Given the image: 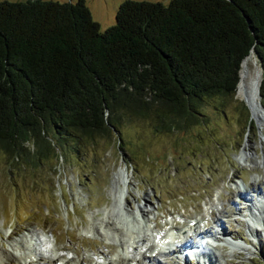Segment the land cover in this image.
Returning <instances> with one entry per match:
<instances>
[{
    "label": "trees",
    "instance_id": "trees-1",
    "mask_svg": "<svg viewBox=\"0 0 264 264\" xmlns=\"http://www.w3.org/2000/svg\"><path fill=\"white\" fill-rule=\"evenodd\" d=\"M251 49L264 104V0H124L104 32L85 0H2L0 149L35 170L133 118L184 130L204 102L237 93Z\"/></svg>",
    "mask_w": 264,
    "mask_h": 264
},
{
    "label": "rangeland",
    "instance_id": "rangeland-1",
    "mask_svg": "<svg viewBox=\"0 0 264 264\" xmlns=\"http://www.w3.org/2000/svg\"><path fill=\"white\" fill-rule=\"evenodd\" d=\"M85 1L104 32L116 24L124 0ZM141 1L167 4L171 0ZM255 58L260 67L257 55ZM249 110L233 93L207 100L198 108L195 125L173 133H158L149 119L133 118L124 122L122 132L94 140L83 154L52 157L35 170L13 168L9 156L0 149V255L6 250L16 252L33 237V244L50 241L61 251H56L57 256L73 253L78 260L85 257L86 264L118 258L122 252L119 239L108 233L106 222L116 191L125 188L119 177L125 172L130 193H125L122 201L129 216L126 214L120 225L126 231L142 229L158 237L175 229L181 231L175 234L178 242L188 239L184 248L199 244L197 236L191 241L186 237L191 221L204 219L200 227L209 229L202 237L208 240L207 251L213 252L212 264H264V203L260 207L262 220L253 224L258 229L255 234L245 222L247 201L237 195L239 187L248 188L249 202L259 203L253 195V181L259 184V192H264V125L260 127L251 118L253 124L247 126ZM247 146H251L250 151L241 157ZM144 197L153 204L149 219L137 212ZM133 210L135 215L130 213ZM224 210L229 212L220 214ZM217 216L222 221L220 228L214 224ZM222 228L240 247L215 241L209 234ZM177 255L168 263L198 264L186 255L184 260ZM5 259L0 256V264H20ZM199 264H207L206 258Z\"/></svg>",
    "mask_w": 264,
    "mask_h": 264
},
{
    "label": "bare ground",
    "instance_id": "bare-ground-1",
    "mask_svg": "<svg viewBox=\"0 0 264 264\" xmlns=\"http://www.w3.org/2000/svg\"><path fill=\"white\" fill-rule=\"evenodd\" d=\"M256 54L254 51H251V54L249 56H246V58L243 60L242 63V69L240 71V76H241V82L237 86V93H236V98L239 100H242L246 105L249 107V111L251 113V118L255 120L256 122L259 123V126L264 125V108L261 106L260 101H259V84H261V74H260V67L256 61L255 58ZM252 67L254 70H252ZM252 70V71H251ZM247 147L249 150H247ZM244 151L241 153V157H246V151H250L251 146H247ZM250 158V156H248ZM247 158V160H250L253 162V158ZM252 159V160H251ZM119 177L122 178V181L124 182V187L123 189L118 188L116 191V200L114 204L111 206L109 210V216H108V221L106 222V228L110 235L115 236V234L118 237L119 241V247L121 249V254L118 258L116 259H108L103 261L100 264H169L168 263V258H172L175 256V253L179 250L181 251L182 246L188 244V239L185 240V242H178L179 236H176L172 239L170 236V241L169 243L165 244L162 239L164 236L157 235L154 236L152 233L151 235L143 233V230H139L137 233L136 232H128L120 225V223L125 222L126 217L125 215L129 214L128 212L126 213L125 204L123 200V195L125 193H130L129 192V176L125 174V172L120 173ZM253 187L256 188L257 190L252 189V191H256L258 193L261 201L264 199V192H259V184L255 181H253ZM242 188V187H241ZM239 187V190L237 192V195L242 198V200L247 201L245 202L248 205V210H250V216L251 219H255V222L258 220H262L261 218V212H260V207L263 205L261 202L259 203H251L249 202V199H247V194L250 192L248 188L246 190H242ZM245 191V192H244ZM147 197V196H146ZM142 198L144 204L143 205H138L137 206V212L140 214L141 217L144 219H149L150 215L152 214L151 209L153 208V204L151 201H149L148 198ZM251 200V199H250ZM127 206L129 204L126 201ZM258 205V206H257ZM257 206V207H256ZM254 207V208H253ZM259 208V209H258ZM153 210V209H152ZM133 210L132 215H135L136 211ZM229 211H220V214ZM214 213V212H213ZM230 214V213H229ZM228 214V215H229ZM213 215V214H212ZM115 216V217H114ZM129 216V215H128ZM131 216V215H130ZM219 216V215H218ZM218 216L214 219V224L220 228L222 226V221ZM116 218V219H114ZM120 219L121 222L118 221ZM216 219V220H215ZM138 222V219H136ZM204 219L201 220H196L193 226L188 227V237L189 241L193 240L194 237H198L199 239L205 234L206 230L209 229H203L202 226L200 227V222L204 223ZM148 222V221H147ZM249 227L251 228L252 231L255 232V234L258 232V229H256L252 224L248 223ZM145 232V231H144ZM181 231H178L177 234H179ZM209 232V231H208ZM211 237L215 241H221V242H226L227 244H230L231 246L234 247H240L238 243H236V239L230 238L228 239V235L226 234V231L224 228L222 230H218L215 234L209 233ZM196 237V238H197ZM114 238V237H113ZM33 237L30 239V241H25L24 243L21 242V246H18L17 251L14 252H9V251H4L2 253V257H5V260H13L16 262H19L20 264H32L33 261L37 260H43V259H49V262H52L56 257V251L61 252L60 250H56L54 245L51 244L50 241L48 242H41L40 244L35 242V244L32 243ZM117 241V242H118ZM202 242V241H201ZM192 246L188 245L187 248H190ZM195 250L192 249L193 255L199 254V258H206L207 264H212L211 263V256L213 257V252L210 250L208 252L207 250L209 249V243H201L198 248H196L197 244L195 246ZM201 247V250H200ZM211 249V248H210ZM245 249V248H242ZM63 252V250H62ZM64 254V259L68 261V264H86L84 262L85 257L81 259H76V257H73L71 254L73 253H62ZM215 255V254H214ZM180 256V254H179ZM179 256H177L179 258ZM164 259H167V261H163ZM101 260V259H99ZM98 260V261H99ZM172 260V259H171ZM198 261V260H197ZM199 262V261H198ZM97 264V262H96ZM199 264V263H198Z\"/></svg>",
    "mask_w": 264,
    "mask_h": 264
},
{
    "label": "water",
    "instance_id": "water-1",
    "mask_svg": "<svg viewBox=\"0 0 264 264\" xmlns=\"http://www.w3.org/2000/svg\"><path fill=\"white\" fill-rule=\"evenodd\" d=\"M251 51H254V49H251V50H250V53H251ZM254 52H255V51H254ZM250 53H249V54H250ZM249 54H247L246 56H249ZM255 54H256V52H255ZM256 55H257V54H256ZM246 56H245V57H246ZM245 57H244V58H245ZM244 58L242 59V62H243ZM242 62H241V64H242ZM260 69L262 70L261 64H260ZM261 70H260V74H261ZM237 86H238V83H237L236 87H237ZM258 92H259V101H260V97H261V95H260V91H259V90H258ZM260 104H261V106L264 108V104H262L261 101H260ZM247 107H248V106H247ZM250 118H251V116H250Z\"/></svg>",
    "mask_w": 264,
    "mask_h": 264
}]
</instances>
